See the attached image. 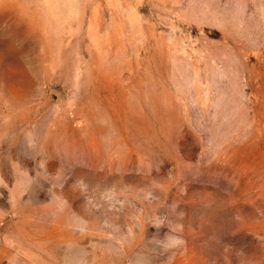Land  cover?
Here are the masks:
<instances>
[{"label": "rangeland", "instance_id": "obj_1", "mask_svg": "<svg viewBox=\"0 0 264 264\" xmlns=\"http://www.w3.org/2000/svg\"><path fill=\"white\" fill-rule=\"evenodd\" d=\"M0 264H264V0H0Z\"/></svg>", "mask_w": 264, "mask_h": 264}]
</instances>
